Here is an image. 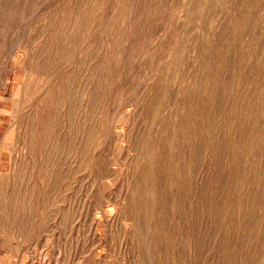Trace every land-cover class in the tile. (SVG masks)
<instances>
[{
	"label": "rangeland",
	"instance_id": "374dc122",
	"mask_svg": "<svg viewBox=\"0 0 264 264\" xmlns=\"http://www.w3.org/2000/svg\"><path fill=\"white\" fill-rule=\"evenodd\" d=\"M7 1L9 2L7 3ZM7 1L5 0V3L0 4V20L4 19L7 23L13 22L12 25L14 27L20 26L21 30L24 28V23H28L31 25L32 31L28 33L25 30L22 34L21 32H14L13 34L0 35L1 54L2 52L3 54L8 53V49L13 43L14 50L27 42L30 43L32 37L37 36L40 28L44 24L45 27L47 26L50 18L49 21L47 19L51 16L50 10L47 9L44 12L46 14L44 15L45 20H40L39 13L34 12L39 6V0ZM8 11L10 13L8 17L10 18H3ZM26 12L28 16L25 15ZM219 14L216 16L217 19L214 20V22L216 21L214 23L216 27H212L213 30L212 28L209 29L211 30L209 35L212 33L211 36L215 43H219L220 38L226 36V31L223 30L226 29L227 18H224V12L221 11ZM219 17H222V19ZM161 22L160 19L152 21V24L144 22L133 35L128 45L130 49L132 48V52L136 53V55L134 54L135 57H139L135 60L137 64L136 62L133 64L132 76L130 75L127 82L128 93L126 99L124 98L118 104V101L114 102V98L111 96L113 99L109 97L110 100L105 107L106 110H101L99 116L94 115L91 117L88 113L86 123L88 128L86 126V131L90 132L87 131V135L85 134L87 137H84L85 140L81 145L79 155L64 152L61 156L58 165L60 174H62L60 180H47V182L41 180L34 187L31 185L32 182L24 180L27 187L23 182L20 190L18 189V193H10L12 181L4 180V173L10 169V156L15 155L16 152L7 149L0 151V264H147L150 259H152V264H264V256H262L264 255V206L262 205L264 196L261 193L262 188L261 186L258 187L256 181L251 180L252 174L247 169L236 171L230 164V162L232 163L233 151H231L232 147L229 140L232 139L233 134H242L247 129L248 123L246 121L238 123L236 129L231 131L224 127V117L228 120V117H234L232 114H235L229 106L234 103V107L235 103H239L237 105L241 106L240 110L243 112L246 108L245 105L250 104L248 102L251 97L257 93L262 85L260 83L261 85L256 86L254 82L256 78L255 59L258 55H254L255 59L252 58L251 63L246 65L247 67H243L241 73L244 82L241 81L239 86L234 89L231 85L232 75H229L232 74L231 65L234 56L232 53L226 54V62L222 64V69H220L219 79L216 81L217 85L216 83L214 85V93L210 102L212 106L210 105L208 114L203 119L205 123H202L201 115L197 114L198 112L193 114L195 119V125L192 127L193 131L185 135L179 148L176 147L178 145L176 141L172 145L170 144L173 133V125L170 121L172 110L180 109L183 103V90L181 86L179 87L178 81L168 82L162 89L164 93L161 91L160 101L156 102L157 105L159 104L156 120L160 122L163 119L162 124L150 128V119L155 115L157 109L155 111L149 109L150 107H146L147 103L144 107H139L141 109H138L140 113L132 117L131 124L122 122V125L120 124L121 113L135 111V104L140 101L137 99L142 98L139 91L141 87H139L140 85L137 86V78L145 61L143 53L149 47L148 43L151 44L154 38L161 33ZM145 31H147L146 34ZM193 35V32L187 31V37ZM133 40L137 42L135 43ZM141 42L144 44H141ZM95 47L93 46L85 53L76 55L78 57L76 60L79 62L86 61L88 69L102 61V54L94 49ZM94 52L96 53L95 57L93 56ZM139 52L142 53L138 55ZM251 65L254 69L250 67ZM137 67L140 71L136 69ZM183 69L181 74L187 72L186 64ZM228 70H230L229 73H227ZM21 71L22 68L16 66L12 61L7 63L0 61V83L2 78L6 79L5 84L0 85V94L3 98L0 99V139L12 123L11 104L5 98H9L14 87L21 83ZM227 74L230 78H227ZM229 90L230 94L227 92ZM217 91L221 93L219 94ZM231 95L234 98H231ZM129 109L130 111H128ZM224 112L228 114L225 116ZM195 116H198V118ZM216 119L219 120L216 121ZM207 124L210 125L209 133L206 132ZM129 125H131L130 128ZM132 127L133 130L130 132L131 136H129V142H131L129 148L127 150L120 148L119 145L122 143L126 145L128 139L116 138L115 132L123 130L127 133ZM112 128L115 130H112ZM219 130H222V132ZM145 133L151 137L150 144L153 148L151 154L147 152L148 148H142L140 145L142 138L146 135ZM112 134L114 135L111 136ZM90 136L94 140H90ZM225 145L226 147H224ZM170 151H174L176 156L179 151H182V158L179 162L174 163V159L168 154ZM142 152L143 154H141ZM213 155L214 157H212ZM136 160H141L140 164L137 165L139 162ZM222 160H224V164ZM170 161L172 164H170ZM247 184H249L248 187ZM6 186L9 188L8 195L4 191ZM247 189L250 190L249 196L245 195ZM241 199L246 204L243 207L238 206ZM225 203L228 205L226 209H224ZM253 204L256 206H253ZM230 220L233 222H229ZM245 225H248V227ZM248 242L249 244H247Z\"/></svg>",
	"mask_w": 264,
	"mask_h": 264
},
{
	"label": "bare ground",
	"instance_id": "6f19581e",
	"mask_svg": "<svg viewBox=\"0 0 264 264\" xmlns=\"http://www.w3.org/2000/svg\"><path fill=\"white\" fill-rule=\"evenodd\" d=\"M2 1L3 0H0V4L5 3V0ZM8 2L9 1H7V3ZM47 9L51 12V16L47 19L49 21L50 18V21L47 23L46 27L44 26L45 24L43 21V27L40 28L37 36L34 38L32 37L30 43L27 42L23 44L20 48H17L18 50L16 48V50H14L13 43L8 49V53H0V61L2 63L12 61L16 66L22 68L21 83L14 87L9 98H5V100H8L11 104L10 115L12 123L4 136L0 139V151L7 149L16 152L15 155L10 156V169L4 173V180L12 181L10 193H18V189L20 190V186L25 182L24 180L32 182L31 185L34 187L37 185L38 181L40 182L41 180H46L47 182V180H60L62 178V174H60L58 167L61 156L64 152L67 154L79 155L81 145L85 140L84 137H87L85 134L87 135L86 132L88 131H86L88 115L90 114L91 117L94 115L99 116L98 114L100 111L105 109L109 104V97L113 96L114 99L111 97L113 101H118L119 104L128 93L127 82L133 71V64L139 57H135L136 53L132 52L133 50H131L132 48H129L128 43L131 41L133 35L138 31L142 23L147 22V24H152V21L160 19L162 20L160 26L161 33L154 38L152 43L150 42L151 44L148 43L149 47H147L146 51L143 53V57L145 58L144 63H141L143 68L137 78V86L140 85L139 87H141L139 91L142 94V98H136L140 101H137L136 104L134 103L136 106L135 111L131 113H121L120 124L121 122L131 124L130 121L133 119L132 117L140 113L139 110L141 109H139V107H144L146 103V107L148 106L150 107L149 109H154L155 111L159 105H157V101L161 97L162 89L168 84V82L178 81L179 87L181 86L183 90V103L182 105L180 104V109L176 108L175 110H172V118H170V121L173 125V133L170 138V144L172 145L176 141L178 144L176 147L179 148V146L182 145L185 135L188 132L193 131L192 127L195 125L193 114L198 112L197 114L201 115L202 123H205L203 122V119L208 114V109L210 108V102L212 101V95L214 93V85L217 79H219V72H221L220 69H222V64L226 62V54L232 53L234 56V61L231 65L232 74H229L230 76L232 75L231 85L234 89L239 86L241 81L244 82V80H242L244 77H242L241 73L243 67L251 63L254 55H258L256 56V59L254 58L256 63V78L254 79V82L256 86L260 83H262V85L260 84L261 86L257 93L251 97V100L248 102L250 104L248 106L245 105L246 108L243 112L240 110L241 106H238L239 103H235L234 107V103H232V106H229L230 109H233L235 114H232L234 117H228V120L224 117V127L231 131L236 129L238 123L240 124L245 121L248 123L247 129H245L242 134H233L232 139L229 140L230 146L232 147L231 151H233L232 163L230 162V164L236 169V171L247 169L248 172L252 174H250L251 180L256 181L258 187L261 186V193L264 196V0H39V6L34 12L39 13L40 16L38 17L41 21L45 20L46 17L44 15L46 14L44 12ZM221 11L224 12V18H227V22L225 23L226 26L223 25L226 27V29L223 30L224 32L226 31V36H224L225 38H220V41L215 38L219 41V43L216 42L218 43L216 44L211 36L212 33L209 35V31H211L209 29L215 26L214 23L216 21L214 22V20L217 19L216 16ZM9 15L10 13L8 11L7 14H4L3 18H10L8 17ZM21 15L23 16V14ZM25 15H27V12ZM220 19H222V17ZM3 20L4 19L0 20V23H2L0 24V35H7L8 33L13 34L14 32H21L22 34L25 30H27L28 33L32 31V27L28 23H24V28L21 30L22 28L20 26L14 27L12 25L13 22H10L11 19L9 21L10 23ZM25 20L27 19L25 18ZM187 31L193 32L194 35L192 37H187ZM146 32L147 31H145V34ZM138 33L140 34V32ZM135 38L137 39V37ZM142 43L143 42H141V44ZM93 46H96L94 49L101 52L102 61L97 63L96 66H92L91 69H88L86 67V61L82 60L79 62L76 60V58H78L76 55L78 53H85L86 50ZM96 53L93 54V56L96 55ZM140 53L142 52L137 54L139 55ZM185 64L187 72H184L186 73L184 75V73L181 74V72L184 70L183 67ZM250 67H252V65ZM3 68L5 69V67ZM136 69H138V67ZM229 72L230 70H228L227 73ZM226 76L227 78H230L228 74ZM5 80L6 79L2 78L0 85H4L6 82ZM175 86L178 88L177 85ZM162 92L164 93V91ZM227 92L230 94V90ZM232 95L231 98L234 96ZM1 98L2 96L0 94V99ZM221 98H219V100H221ZM218 103L220 102L218 101ZM158 109L155 115H153L151 119L149 118L151 120L150 128L162 124L161 121L163 119L160 120V122H157L156 120ZM128 111H130V109ZM224 113L225 116L228 114L226 112ZM167 114L169 116L168 112ZM196 118H198V116ZM218 120L216 119V121ZM93 123L95 122L93 121ZM130 126L131 125L128 127L130 128ZM206 126V132L209 133L210 125L207 124ZM112 130L115 129L112 128ZM132 130L133 127L130 131H127V133L123 132V130L117 131V133L115 132L117 136L116 138L121 140L128 139L129 142V136H131L130 132ZM222 130L219 131L222 132ZM222 134L224 135V132ZM113 135L114 134L111 136ZM91 139L93 138L90 136V140ZM220 140H222V138H220ZM128 142L126 145L123 143L120 144L119 147L127 150L131 143ZM150 143V135H144L140 145L142 148H148L147 152L149 154L153 151ZM224 147H226V145ZM171 152L172 151L168 154L174 159V163L179 162L182 158V151H179L177 156L174 151ZM141 154H143V152ZM195 156L197 157V154ZM212 157H214V155ZM140 161H138L139 163H137V165L140 164ZM223 161L224 160H222V162ZM170 164H172V162ZM213 164L215 163L213 162ZM136 168L138 169L137 166ZM199 169L198 171H200ZM147 176H149V174H147ZM183 182L185 181L183 180ZM24 185L27 187L26 182ZM248 185L249 184H247V187ZM8 190L9 188L6 186L4 189L5 194H7ZM245 192L246 194H244L249 196L250 190L247 189ZM262 203L261 204L264 206V202ZM243 205L246 204H244L241 199L238 202V206L243 207ZM254 205L255 204H253V206ZM227 206L228 205L225 203L224 209H226ZM257 210L259 209L257 208ZM238 219L240 218L238 217ZM229 222H231V220ZM246 227H248V225ZM261 229L263 228L261 227ZM247 244H249V242ZM236 249L238 248L236 247ZM240 250L242 251V249ZM148 262L152 264V259Z\"/></svg>",
	"mask_w": 264,
	"mask_h": 264
}]
</instances>
